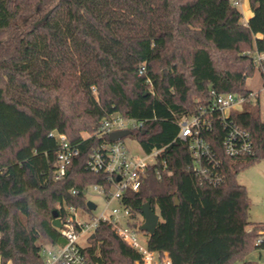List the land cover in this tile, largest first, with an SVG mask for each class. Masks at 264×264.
Listing matches in <instances>:
<instances>
[{
    "label": "trees",
    "instance_id": "1",
    "mask_svg": "<svg viewBox=\"0 0 264 264\" xmlns=\"http://www.w3.org/2000/svg\"><path fill=\"white\" fill-rule=\"evenodd\" d=\"M248 1L253 16L244 24L231 0H0V264H43L45 243L66 244L53 225L56 206L88 210L86 190L109 188L87 161L109 141L98 131L115 113L144 120L131 135L144 153L164 148L173 171L160 181L150 169L123 199L139 229L147 202L160 215L148 248L172 264H256L246 256L259 250L264 223L250 222L238 175L264 159L260 107L231 114L250 132L252 155L226 156L220 123L205 136L221 160L218 185L196 175L176 140L180 119L209 106L211 90L247 97L248 79L259 73L264 83V63L254 64L264 52V0ZM53 132L80 151L61 180ZM84 250L96 264L140 260L106 223Z\"/></svg>",
    "mask_w": 264,
    "mask_h": 264
},
{
    "label": "built area",
    "instance_id": "2",
    "mask_svg": "<svg viewBox=\"0 0 264 264\" xmlns=\"http://www.w3.org/2000/svg\"><path fill=\"white\" fill-rule=\"evenodd\" d=\"M238 1L234 4L238 6ZM264 63V52L254 54V64L261 68ZM146 73V66L142 65L139 74ZM261 92H264V83L261 91H251L249 95L242 96L234 93H216L211 90L212 103L200 110L198 114L184 116L180 119L179 133L176 140L187 145L193 157L196 175L204 181L213 185L223 182L221 173V160L214 154L206 135L213 131L215 125L220 123L225 135L223 137V150L228 157H244L252 155L253 141L250 132L238 125L232 118V112H238L237 107L245 103H262ZM145 121L125 118L119 113L112 114L104 119L98 131L99 137H108L118 131L128 130L130 134L144 127ZM128 135V136H129ZM50 136L56 137L61 145L58 154L55 180H61L71 165L73 159L80 153L77 147L72 146L66 136L53 132ZM135 143L138 142L135 140ZM139 152L136 146L129 148L122 138L119 141L104 142L100 147L94 149L87 161V169L95 174H101L108 182L109 188L104 185H93V192L104 199L101 210H84L87 219H81L78 209L73 206H58L61 220V228L58 229L65 238L64 246L48 245L43 248V264H96L86 255L84 248L80 245L82 237L92 239L96 235L97 228L103 224H109L115 233L122 238L131 248L140 254V260L135 264H172L167 252L159 253L148 248V243H141L139 228L134 225L131 210L123 203L127 192L137 193L150 169L155 170L158 180L163 181L173 176V171L166 158L163 149H156L151 153H144L140 146ZM74 195L78 194L73 190ZM256 246L264 252V228L258 232Z\"/></svg>",
    "mask_w": 264,
    "mask_h": 264
},
{
    "label": "rangeland",
    "instance_id": "3",
    "mask_svg": "<svg viewBox=\"0 0 264 264\" xmlns=\"http://www.w3.org/2000/svg\"><path fill=\"white\" fill-rule=\"evenodd\" d=\"M238 1V9L242 13V23L247 24L248 14L251 13L252 9L248 0H231ZM247 86L252 91H261L263 87V81L259 76V73H256L253 78L248 79ZM262 103L260 105L261 116L264 120V92H261ZM238 112L248 110L254 113H257L259 107L257 103H247L244 106L237 107ZM86 137L87 134H84ZM124 141L129 146V148H133L136 146L137 151L139 152V145L135 143V138L133 135H129L124 137ZM238 181L240 184L244 185L247 188L248 197L251 203V210L249 213V220L252 224L264 223V159L254 164L248 166L247 168L240 171L238 175ZM88 201L94 202L98 209L101 210L105 204L104 199L97 193L93 192V190H89L87 192ZM58 208V205L56 206ZM79 215L81 219L86 220L87 214L83 209H78ZM141 227V226H140ZM139 238L141 243L146 244L149 238V234L146 232L139 230ZM80 245L83 248H87L91 245V240L87 237H82L80 240ZM50 244L45 243L44 247ZM246 260L252 261L256 264H264V252L260 250H253L247 256ZM8 264H12L9 262Z\"/></svg>",
    "mask_w": 264,
    "mask_h": 264
},
{
    "label": "water",
    "instance_id": "4",
    "mask_svg": "<svg viewBox=\"0 0 264 264\" xmlns=\"http://www.w3.org/2000/svg\"><path fill=\"white\" fill-rule=\"evenodd\" d=\"M129 134H130V131L128 130L114 132L109 136V140L111 142H116L128 136ZM176 203L179 204L178 198H176ZM87 208L89 211H94L96 210L97 205L92 201H88ZM141 212L144 217V222L140 227V231L146 232L147 234H149V236H152L156 232V229L158 227L161 217L156 211L152 209V205L150 201L147 202L142 207ZM59 216H60L59 211L54 210L53 211V217H54L53 225L57 229H60L62 226ZM95 237L96 235H92V239H95Z\"/></svg>",
    "mask_w": 264,
    "mask_h": 264
},
{
    "label": "crops",
    "instance_id": "5",
    "mask_svg": "<svg viewBox=\"0 0 264 264\" xmlns=\"http://www.w3.org/2000/svg\"><path fill=\"white\" fill-rule=\"evenodd\" d=\"M252 16H253V13H252V11H251V13L248 14V17H247V21H246V23L249 22V20L252 18Z\"/></svg>",
    "mask_w": 264,
    "mask_h": 264
}]
</instances>
